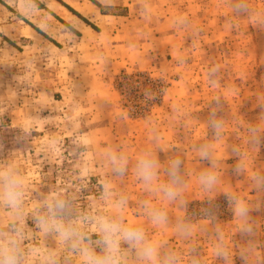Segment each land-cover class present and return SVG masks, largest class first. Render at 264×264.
I'll return each instance as SVG.
<instances>
[{
  "label": "rangeland",
  "instance_id": "374dc122",
  "mask_svg": "<svg viewBox=\"0 0 264 264\" xmlns=\"http://www.w3.org/2000/svg\"><path fill=\"white\" fill-rule=\"evenodd\" d=\"M130 3L93 38L0 39V163L26 178L24 243L61 248L34 219L57 193L95 253L90 218L155 249L122 238L121 264H264V0ZM60 264L78 261L65 247Z\"/></svg>",
  "mask_w": 264,
  "mask_h": 264
},
{
  "label": "clouds",
  "instance_id": "9594fccd",
  "mask_svg": "<svg viewBox=\"0 0 264 264\" xmlns=\"http://www.w3.org/2000/svg\"><path fill=\"white\" fill-rule=\"evenodd\" d=\"M21 131L23 138H26L31 135L32 129L22 127ZM72 142L76 149L86 146L79 136L74 137ZM142 175L145 179L153 178L149 163L144 164ZM202 179L205 178L202 177ZM206 179L209 185L215 182L214 176H208ZM26 183V178L15 162L0 163V211L4 212L3 226H0V264H37V261L39 264H60V253L65 247L67 248V258H77L78 264H121L119 241L122 238L131 239L133 237L137 240V247L141 248L139 255L143 259L154 257V248L139 244V240L142 238L139 234L125 231L122 236L116 235L119 230L118 226L103 218H90L96 220L93 228L96 233L102 234L103 242L107 244L103 254L95 253L91 244L85 242L87 234L83 231L81 220L65 222L57 216V210L62 209L65 204V201L60 199L57 193L46 198L43 207H46L47 211L35 212L34 219L41 235L56 234L55 238L61 248H35L26 245L24 241L30 239L31 236L30 233L25 232ZM107 187L106 185L105 188L107 189ZM174 195L173 191L168 192L169 197ZM237 215L247 216V209L244 205L238 206ZM97 224L98 227H96ZM166 264H172V258H169Z\"/></svg>",
  "mask_w": 264,
  "mask_h": 264
},
{
  "label": "crops",
  "instance_id": "0c3cea01",
  "mask_svg": "<svg viewBox=\"0 0 264 264\" xmlns=\"http://www.w3.org/2000/svg\"><path fill=\"white\" fill-rule=\"evenodd\" d=\"M131 0H0V39L60 45L93 38L132 11ZM111 4L112 6H106ZM91 24V25H90ZM95 26V28L92 27ZM22 48L25 45L21 46Z\"/></svg>",
  "mask_w": 264,
  "mask_h": 264
},
{
  "label": "trees",
  "instance_id": "16d2710c",
  "mask_svg": "<svg viewBox=\"0 0 264 264\" xmlns=\"http://www.w3.org/2000/svg\"><path fill=\"white\" fill-rule=\"evenodd\" d=\"M91 25V24H90ZM93 28H95V26L92 25ZM96 29V28H95Z\"/></svg>",
  "mask_w": 264,
  "mask_h": 264
}]
</instances>
